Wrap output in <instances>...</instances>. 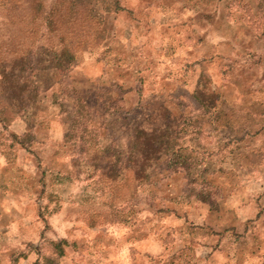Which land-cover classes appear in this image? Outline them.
Segmentation results:
<instances>
[{"label": "rangeland", "instance_id": "374dc122", "mask_svg": "<svg viewBox=\"0 0 264 264\" xmlns=\"http://www.w3.org/2000/svg\"><path fill=\"white\" fill-rule=\"evenodd\" d=\"M0 264H264L262 0H0Z\"/></svg>", "mask_w": 264, "mask_h": 264}, {"label": "trees", "instance_id": "16d2710c", "mask_svg": "<svg viewBox=\"0 0 264 264\" xmlns=\"http://www.w3.org/2000/svg\"><path fill=\"white\" fill-rule=\"evenodd\" d=\"M263 12H264V0H262ZM155 131V130H154ZM147 146L151 152L157 153V159L163 160L167 165L176 164L179 161V154L176 151L171 149L170 143L168 142L166 136L161 134L160 132H153L151 136L149 135L147 138ZM170 149V150H169ZM65 244L64 241H59L57 243H53V249L61 254L62 247L61 245Z\"/></svg>", "mask_w": 264, "mask_h": 264}]
</instances>
